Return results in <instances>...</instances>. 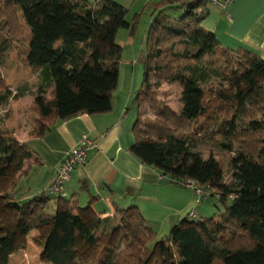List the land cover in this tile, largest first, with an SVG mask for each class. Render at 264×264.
Masks as SVG:
<instances>
[{
	"label": "trees",
	"instance_id": "obj_1",
	"mask_svg": "<svg viewBox=\"0 0 264 264\" xmlns=\"http://www.w3.org/2000/svg\"><path fill=\"white\" fill-rule=\"evenodd\" d=\"M145 9L150 21L137 57L142 80L132 100L137 117L129 150L171 183L191 179L210 188L208 196L227 204L224 214L218 221L199 217L174 225L158 240L138 208L129 206L118 211L117 241L99 243L95 231L104 220L66 206L49 212L50 201L63 200L59 195L43 190L16 199L20 180L40 159L0 130V179L13 164L18 174L0 190L6 207L17 212L13 229L0 225V264H7L17 235L33 229L44 230L43 255L50 264H84L76 257L78 246L95 248L91 264H264V57L222 49L201 26L207 0H154ZM128 10L112 0H5L0 6V105L17 97L2 68L23 45L26 30L20 61L41 81L32 93L37 119L29 135L43 136L56 120L112 109L122 51L116 34L134 30ZM164 84L179 88L177 112L164 101ZM225 84L233 87L231 94L221 90ZM144 103L151 105V117H143ZM211 137L233 152L229 181L198 147Z\"/></svg>",
	"mask_w": 264,
	"mask_h": 264
},
{
	"label": "crops",
	"instance_id": "obj_2",
	"mask_svg": "<svg viewBox=\"0 0 264 264\" xmlns=\"http://www.w3.org/2000/svg\"><path fill=\"white\" fill-rule=\"evenodd\" d=\"M112 1L128 8V13L134 8L136 10L134 20L129 22L134 28L133 33L132 30L129 31L126 39L120 42L117 40L119 31L116 34V43L123 52L128 43L130 46H138L134 56L136 60L144 43L146 27L144 22L143 37L138 40L135 23L145 15L140 12L144 5L154 0ZM201 26L213 32L223 48L249 49L264 57V0H233L225 10L209 5V13L201 21ZM26 48L25 46V50ZM10 57L13 58V54ZM18 71H21L19 66L14 64L11 73L16 74ZM119 79L120 76L118 84ZM7 80L9 82L8 78ZM40 82L36 74L31 78L17 80L14 85L16 88H11L17 97L10 104L13 113L7 126L40 159L23 178L27 191L16 194L20 202L45 190L69 150L77 146L83 137H88L95 141L96 147L89 150L86 163L71 171L70 178L64 185L63 200L56 199L57 203L50 201L49 212L52 213L56 207L66 206L86 217L102 218L104 221L95 231L97 240L99 234L102 237L115 236V229L119 227L118 211L129 206L138 208L146 224L157 232L158 238L166 237L174 225L196 221L188 215L192 210L202 220L206 219L204 215L211 213H214L216 221L220 220L224 213L216 216L214 202L208 197L197 202L191 188L171 183L158 170L142 164L132 155L129 146L133 142V115L128 111V100L125 96L117 95L116 91L112 95V109L109 112L77 114L64 120H56L49 125L43 136L29 135L37 119L31 110L34 104L32 93ZM136 90L131 76L127 93L130 96ZM53 94L51 87L46 97L52 98ZM70 194L76 198L75 202L67 199ZM43 234L44 230L33 229L22 237L28 248H34L44 240ZM44 264L50 263L44 259Z\"/></svg>",
	"mask_w": 264,
	"mask_h": 264
},
{
	"label": "rangeland",
	"instance_id": "obj_3",
	"mask_svg": "<svg viewBox=\"0 0 264 264\" xmlns=\"http://www.w3.org/2000/svg\"><path fill=\"white\" fill-rule=\"evenodd\" d=\"M93 1V0H91ZM5 0H0V6L4 4ZM135 8L130 10L129 13L127 14L126 18L128 22H132L134 20L135 16ZM145 13L144 16L140 17V21L135 25V30L137 31V39L139 40L140 37H143V30L145 29V33L150 21L149 17V12L148 10L145 9V11H140ZM144 22H145V27H144ZM129 31L126 28H121L119 30V34L117 36V40L120 42L122 39L125 40L126 37L129 35ZM28 37V31L26 30L24 33V42L23 45L21 44L20 47H17L14 49V51L10 52L8 55L7 60L5 61V64L2 68V73L4 78L6 79L7 84L11 88H16L14 86L17 82V80H23L24 78H31L32 74L30 69L26 68L20 61V55L23 56V52L25 51V46H26V38ZM144 40H145V34H144ZM144 43H142L141 48L143 49ZM138 48L136 45L130 46L129 43L126 44L123 50L121 51V59L118 65V71H119V84L117 85V90L115 89L117 95L123 97L128 100V111L133 115V121H135L137 117V107L136 105L132 102L134 91L130 93L131 95L129 96V93H127V87L129 84V80L132 76V78L135 81V90L139 87L141 80H142V68L141 64L139 61L137 62V57L135 60V50ZM224 49L223 47H221ZM13 54V58L10 57V55ZM7 62V65H6ZM14 64L19 66V69L21 71H18L16 74L11 73V69L13 68ZM9 79V82L7 80ZM16 79V80H14ZM14 80V81H13ZM13 81V82H12ZM12 82V83H11ZM162 92L164 94V101L166 104L173 109L175 112H177L180 108V103L178 102V93H179V88L177 86H168L166 84L162 85L161 87ZM12 93H16L13 91L14 89H11ZM221 90L224 93L231 94L233 91V87L230 85H223L221 87ZM114 91V92H115ZM158 99H162V95L158 96ZM15 100V99H14ZM13 100H10L9 103L6 105H0V130L6 131V134L16 138L18 141L24 143L22 140L18 139L15 135H13V132L10 131L11 128H8L7 123L8 119L12 117V110L10 109V104ZM143 111H144V116L143 117H151L152 115V107L149 103H144L143 106ZM10 121V120H9ZM12 125V124H11ZM13 126V125H12ZM218 140L215 137H211L208 142L205 144H200L198 147L201 149L203 153V157L207 158L209 156H213L215 160H217L219 164V168L223 174L224 180L229 181L230 180V170L228 166V159L231 157L233 152H229L227 149H221L218 146ZM25 144V143H24ZM86 163V162H85ZM17 172H15L14 169V164L11 167V170L9 172V175L5 178L0 179V190H3L7 185H9L11 182L14 181L15 177L17 176ZM24 178V177H23ZM23 178L20 180L18 184V188L16 192H20L21 194L27 189L25 188L24 185V180ZM26 189V190H25ZM18 194V193H16ZM19 196V195H18ZM208 198L214 202V208H215V214L218 216L219 214H223L225 212V207L227 204L221 203L215 195L208 196ZM18 199V198H16ZM67 199L69 202H75L76 198H73L70 195H68ZM20 199H18L19 201ZM53 201V200H52ZM57 203V200H54ZM6 200L0 194V225L5 226L7 228L13 229L15 226V220L17 216V212L11 208L6 207L5 205ZM57 208V207H56ZM102 208V207H101ZM35 207L32 208V211H34ZM57 210V209H55ZM54 210V211H55ZM103 210V209H102ZM114 210V208H112ZM31 211V212H32ZM50 211V210H49ZM107 211V209H106ZM205 218H210L214 216V213H211L209 215H204ZM118 230V229H117ZM99 237L98 241L99 243H107V244H114L115 241H117V234L108 236V237H102L100 234L97 236ZM162 237L158 238V240H161ZM165 238V237H163ZM40 244V245H38ZM35 245L34 248H28L26 242L24 241V238L22 236L17 235L15 242L13 244L14 251L12 252V256L8 258L7 264H44V255L42 252L43 248V241L41 243H38ZM94 247H88V246H78L77 251H76V257L83 261L84 264H91L93 261V250ZM172 250L175 251V248L172 247ZM10 259V260H9ZM47 262V261H46ZM171 262V260H170ZM49 263V262H48ZM163 264H169L167 262H163Z\"/></svg>",
	"mask_w": 264,
	"mask_h": 264
},
{
	"label": "built area",
	"instance_id": "obj_4",
	"mask_svg": "<svg viewBox=\"0 0 264 264\" xmlns=\"http://www.w3.org/2000/svg\"><path fill=\"white\" fill-rule=\"evenodd\" d=\"M233 0H207L208 5L217 7L221 10H225ZM96 147L94 140L88 137H83L77 146L72 147L61 163L56 168L53 178L49 185L45 188L47 195H59L64 198V185L69 180L70 172L78 165H83L87 158L88 152ZM178 185L191 188L198 202L201 198H205L210 193V188L202 187L197 182L191 179H181L177 183ZM193 219L198 220L199 216L195 211H190L189 214Z\"/></svg>",
	"mask_w": 264,
	"mask_h": 264
},
{
	"label": "bare ground",
	"instance_id": "obj_5",
	"mask_svg": "<svg viewBox=\"0 0 264 264\" xmlns=\"http://www.w3.org/2000/svg\"><path fill=\"white\" fill-rule=\"evenodd\" d=\"M70 174H71V172H70ZM70 178V177H69Z\"/></svg>",
	"mask_w": 264,
	"mask_h": 264
}]
</instances>
